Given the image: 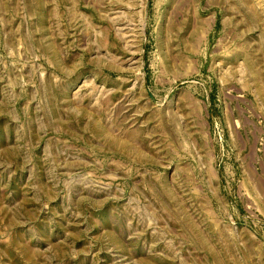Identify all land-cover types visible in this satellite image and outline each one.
I'll use <instances>...</instances> for the list:
<instances>
[{"label": "rangeland", "instance_id": "1", "mask_svg": "<svg viewBox=\"0 0 264 264\" xmlns=\"http://www.w3.org/2000/svg\"><path fill=\"white\" fill-rule=\"evenodd\" d=\"M0 264H264V0H0Z\"/></svg>", "mask_w": 264, "mask_h": 264}]
</instances>
